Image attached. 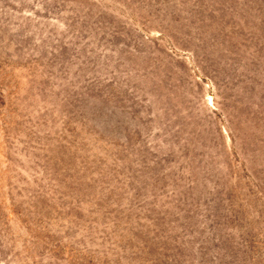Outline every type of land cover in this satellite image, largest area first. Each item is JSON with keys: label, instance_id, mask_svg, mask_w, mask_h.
<instances>
[{"label": "rangeland", "instance_id": "obj_1", "mask_svg": "<svg viewBox=\"0 0 264 264\" xmlns=\"http://www.w3.org/2000/svg\"><path fill=\"white\" fill-rule=\"evenodd\" d=\"M0 264H264V0H0Z\"/></svg>", "mask_w": 264, "mask_h": 264}]
</instances>
